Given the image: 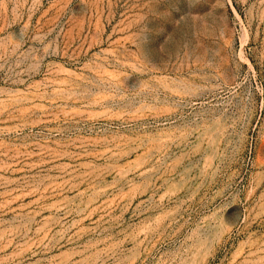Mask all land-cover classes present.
<instances>
[{"label":"rangeland","instance_id":"rangeland-1","mask_svg":"<svg viewBox=\"0 0 264 264\" xmlns=\"http://www.w3.org/2000/svg\"><path fill=\"white\" fill-rule=\"evenodd\" d=\"M0 264H264V0H0Z\"/></svg>","mask_w":264,"mask_h":264}]
</instances>
